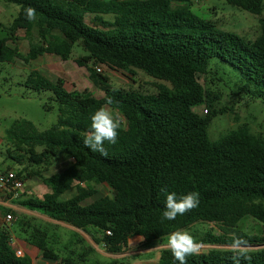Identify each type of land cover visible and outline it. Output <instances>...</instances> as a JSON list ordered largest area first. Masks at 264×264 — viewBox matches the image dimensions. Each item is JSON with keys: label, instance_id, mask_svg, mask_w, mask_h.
<instances>
[{"label": "trees", "instance_id": "trees-1", "mask_svg": "<svg viewBox=\"0 0 264 264\" xmlns=\"http://www.w3.org/2000/svg\"><path fill=\"white\" fill-rule=\"evenodd\" d=\"M0 1L19 8L12 23L0 29V65L16 61L28 65L46 54L69 61L78 44L94 68L140 71L161 82L155 94L132 93L114 88L88 67L91 83L103 93L96 98L89 92L71 94L62 80L51 82L32 71L24 85L52 94L57 122L39 131L32 122L16 121L7 138L19 144L30 167L48 171L62 156L72 165L48 176L38 171L36 175L50 193L42 199L26 196L16 204L81 230L98 229L102 236L97 242L115 255L128 251L134 237H142L143 247L149 248L169 233L201 222L215 223L222 232L207 235L199 241L202 244L228 246L232 233L247 239L252 247L264 244V237L239 229L247 217L264 225V138L240 125L212 140L209 128L213 121L234 109L220 108L223 93L201 85L183 70L198 66L208 74L214 68L220 76L217 80L236 90L237 97L241 93L264 102V17L259 21V36L249 42L196 15L191 9L193 0ZM224 1L254 16L264 12V0ZM28 7L36 9L34 22L25 19ZM20 30L29 40L26 55L13 46ZM202 105L205 117L194 112ZM100 107L118 112L126 123L115 145L105 142L106 157L83 144L90 117ZM101 185L110 188L113 197L84 205ZM70 192L71 197L64 200ZM170 192L178 197L197 192L199 206L175 220H162L165 194ZM23 232L43 259L75 264L61 258L44 230L33 227ZM249 254L251 264H264V248ZM232 255L230 250H211L189 257L188 264H232ZM0 264H32L29 257L16 256L7 227L0 229ZM155 264L179 262L165 249Z\"/></svg>", "mask_w": 264, "mask_h": 264}, {"label": "rangeland", "instance_id": "rangeland-1", "mask_svg": "<svg viewBox=\"0 0 264 264\" xmlns=\"http://www.w3.org/2000/svg\"><path fill=\"white\" fill-rule=\"evenodd\" d=\"M56 1L64 4L67 3V0ZM191 9L202 19L210 20L221 29L236 33L247 39L249 42L254 41L259 36V21L264 17V12L261 17L254 16L238 9L237 7L228 5L224 0H193ZM18 11L19 8L17 6L7 5L0 1L1 27L10 25L15 16H17ZM0 36H3V33H1ZM24 37L25 43L20 42L21 48L22 45L23 49L26 46L29 48V40L26 35ZM77 60H80L86 66L79 67L76 62ZM39 61L35 62L33 66L31 64L28 68H26L21 62H18L17 65L3 64L0 67V141L2 143L0 146V172L14 171L21 174L22 177L25 178L26 187L30 192L33 185L38 183L41 184L39 176L36 175L38 171H41L43 176L62 173L60 171L67 165L68 159L66 156H62L59 160L56 159L53 166L49 168L48 171H45L44 168L39 169L36 167H30L26 158H24V153L19 149V144H16V142L10 141V139L7 138V131L12 128L16 121L26 120L32 122L39 131L48 130L57 122L58 109L52 101V94L50 92H36L24 85L30 73L35 68L43 70L47 69L46 65ZM88 67L94 68L93 61L77 44L75 45L71 59L68 62H62V60L56 59L50 63L49 70L51 71V76H56V74L60 76L55 82L62 80L66 85V90L71 94L80 95L89 92L96 98H101L103 93L97 90L91 83ZM183 70L189 77L195 79L201 85L211 86L212 89H219L223 93L219 105L220 108L234 109L232 114L227 113L221 115L213 121L209 128V136L212 140L222 138L240 125H247L252 133L264 138V102L251 100L249 97L243 96L241 93L240 97H237L236 90L231 91L229 86H226L225 81L217 80L220 79V76L216 73V69L214 68H211L208 74H204L198 66H191L184 68ZM98 74L107 79L114 88L132 93L155 94L157 92L156 85L161 83L151 79L140 71H135V74H131L123 71L102 69V72H98ZM52 79L55 80L56 77H53ZM47 106H52L54 109L47 111ZM106 109L114 114L118 113L107 107ZM194 112L201 117L207 116L205 105L194 109ZM125 126L126 123L122 118V127ZM8 151H10L11 155ZM12 157L19 158L20 161L13 160ZM39 187L42 188L43 186ZM44 188L50 190L47 186H44ZM98 191L99 193L96 195V199L105 196L113 197L112 190L105 185L99 186ZM71 195L72 192L65 195L63 199H69ZM7 214L8 213L3 210H0V217L3 218L4 221ZM11 214L16 221L10 223L5 221V223L8 224L7 228L9 229V232L18 238L25 237L23 228L28 229L34 226H45V224L40 221L30 220L28 216L24 218L22 216L20 217L19 212L14 211L11 212ZM32 221V226H30ZM239 229L249 235L264 237V225L252 218L247 217L241 220ZM185 231H188L193 235L198 242L209 234L215 236L222 235V232L215 223H197ZM63 232L65 231H61V233ZM65 234L69 235L68 232H65ZM166 243V237H164L152 245L157 246L158 248L154 251L150 260L156 261L157 255L162 250L166 249ZM263 248L264 244L252 247L251 250H259ZM63 249L62 246L56 247V252ZM134 249L140 250L141 246H137ZM211 250L230 249L228 246L223 245L203 244L202 254L208 253ZM146 259L147 258H143L142 260ZM102 261L104 263L108 262L105 259H102Z\"/></svg>", "mask_w": 264, "mask_h": 264}, {"label": "crops", "instance_id": "crops-1", "mask_svg": "<svg viewBox=\"0 0 264 264\" xmlns=\"http://www.w3.org/2000/svg\"><path fill=\"white\" fill-rule=\"evenodd\" d=\"M1 27V25H0ZM23 30H20L16 35V42L13 46L17 47L20 52L24 55H26L29 51L28 46H26L23 49V45L21 48L20 42L25 43V32L23 33ZM24 40V41H23ZM59 59L58 57L54 55H43L39 57L35 61H31L28 65H25L26 68L29 66H33L35 62L39 61L46 65L47 69H38L35 68L33 71H38L41 75H43L46 79L50 80L51 82H55L60 78L58 74L50 75L51 71L49 70L50 63L54 60ZM19 61L14 62L11 65H17ZM62 62H68V61H62ZM23 64V63H22ZM24 65V64H23ZM2 65H0L1 67ZM56 77L55 80L52 78ZM64 88L66 89V85L64 84ZM0 141V146H1ZM59 160V159H58ZM63 160V159H62ZM72 165V161L70 159H67V165L60 171H65L69 166ZM39 186H43L40 188ZM44 184L41 182L38 184H35L31 187V192L27 189L25 185V194L27 197H34L42 199L45 194L50 193V190L44 188ZM40 188V190H39ZM99 193V191H98ZM94 196L92 199L86 201L84 205H89L95 200H97ZM0 210H5L6 213L11 214V212H19L20 217L22 216L27 217L30 220L34 221H40L45 224L44 227H38L34 226L36 228L42 229L45 231V233L48 236V240L51 244V246L55 249L56 247L62 246L64 249L59 250L57 252L62 259H71L75 264H155L158 263L160 259L161 252L157 255L156 261L150 260L152 258L154 251L157 250V246L152 247H143V238L140 236L134 237L129 240V249L123 254L115 255L110 254L106 251V249L103 247V244H99L97 241H100L102 233L94 228V227H88L85 230H81L78 228H75L73 226H70L68 224L53 220L47 216L41 215L37 212H31L28 211L18 204H16L14 201L8 200L7 198H3L2 204L0 206ZM11 211V212H10ZM19 217V219H20ZM18 220V219H17ZM14 221L16 219L14 218ZM21 221V219H20ZM33 221L31 222L32 226ZM8 224L5 223L4 219L0 217V229L7 227ZM33 228V227H32ZM24 230V228H23ZM61 231L68 232L69 235H66L65 232L61 233ZM11 246L14 251H20L23 254V257H29L32 260V264H57L56 262L45 260L41 257L40 251L30 245L28 242H26L25 237L24 238H18L11 234ZM137 246H141L140 250H135ZM143 258H147L146 260H142ZM102 259H105L108 261L107 263H104Z\"/></svg>", "mask_w": 264, "mask_h": 264}, {"label": "clouds", "instance_id": "clouds-1", "mask_svg": "<svg viewBox=\"0 0 264 264\" xmlns=\"http://www.w3.org/2000/svg\"><path fill=\"white\" fill-rule=\"evenodd\" d=\"M25 19L29 22L36 20V9L28 7L25 9ZM111 103V101H109ZM90 129L83 133V144L92 152L102 156H108L105 142L109 145L117 143L119 130L122 127V118L119 113H113L104 107H100L90 117ZM165 209L162 220H175L177 216H183L187 212L199 206V193L188 192L177 196L176 192L166 193ZM231 243L228 248L233 253L232 264H241L246 261L251 264L252 256L249 254L252 245L244 237L232 233ZM166 249L179 264H188V258L202 254L203 244L198 242L188 231L177 230L169 233L166 237ZM159 246V245H158Z\"/></svg>", "mask_w": 264, "mask_h": 264}, {"label": "built area", "instance_id": "built-area-1", "mask_svg": "<svg viewBox=\"0 0 264 264\" xmlns=\"http://www.w3.org/2000/svg\"><path fill=\"white\" fill-rule=\"evenodd\" d=\"M96 69L97 72H102L101 68ZM25 185V178L19 177L14 171L0 173V206L3 198L16 202L26 197ZM5 221L8 223L14 221L12 214H7ZM107 234L109 235L110 233L107 232ZM103 247H105V245H103ZM15 253L17 257H23L22 252L15 251Z\"/></svg>", "mask_w": 264, "mask_h": 264}]
</instances>
